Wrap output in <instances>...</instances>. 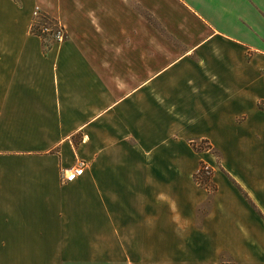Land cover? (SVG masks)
I'll return each instance as SVG.
<instances>
[{"label":"crops","instance_id":"obj_1","mask_svg":"<svg viewBox=\"0 0 264 264\" xmlns=\"http://www.w3.org/2000/svg\"><path fill=\"white\" fill-rule=\"evenodd\" d=\"M34 7L65 34L44 50ZM202 139L260 200L264 0H0V264L172 255Z\"/></svg>","mask_w":264,"mask_h":264},{"label":"rangeland","instance_id":"obj_2","mask_svg":"<svg viewBox=\"0 0 264 264\" xmlns=\"http://www.w3.org/2000/svg\"><path fill=\"white\" fill-rule=\"evenodd\" d=\"M50 18L41 12L37 15L31 13L27 24L29 33L40 35L35 30L39 24H48ZM145 19L150 20L151 25H160L150 17L145 16ZM159 34L162 38L173 40L162 31V27L159 28ZM43 36H46V40H43L45 44L54 43L53 38L47 34ZM191 147L204 157L200 161L196 158L193 164L198 163L197 168L205 164L211 170L210 175L205 176L206 180L200 183L195 182L196 171L191 175L192 195L196 202L190 210L192 238L183 241L177 237L169 245L167 242H158L157 248H169L172 255L145 257L144 264H264V193H261L262 198L258 200L240 176L227 166L236 164L241 170L245 169V157L235 160V157L240 156L239 151L234 152L231 148L225 156V168L236 181L242 183L240 185L246 192L227 176L225 162L207 140L191 142ZM127 261L126 264H136L134 258L133 261ZM108 263L119 264L117 260Z\"/></svg>","mask_w":264,"mask_h":264},{"label":"built area","instance_id":"obj_3","mask_svg":"<svg viewBox=\"0 0 264 264\" xmlns=\"http://www.w3.org/2000/svg\"><path fill=\"white\" fill-rule=\"evenodd\" d=\"M38 12L39 11L37 10V8L34 7L31 13L32 15H37ZM35 31L38 32V34H40L37 36H39L42 40H46L45 39L46 36H43V34H47L48 36L53 38L54 42L60 41L65 37L62 27L59 25V23L54 18L52 19L50 18L49 23L46 25L39 24V27ZM201 171L204 176H208L211 173V170L209 169V167L205 164L204 165L202 164L201 166H199V168L196 169V172H195V182L196 183H200L201 181V178H199L200 177L199 174ZM81 173H82V165L80 163H77L64 170L61 176V181H64V182L72 181Z\"/></svg>","mask_w":264,"mask_h":264},{"label":"trees","instance_id":"obj_4","mask_svg":"<svg viewBox=\"0 0 264 264\" xmlns=\"http://www.w3.org/2000/svg\"><path fill=\"white\" fill-rule=\"evenodd\" d=\"M41 43H42V46H43V50H44V49H47V48L49 47V44H48V45L45 44V43L43 42V40L41 41ZM199 176H200L201 180H204V179L206 180V177L202 174V171L200 172ZM194 179H195V175H194Z\"/></svg>","mask_w":264,"mask_h":264}]
</instances>
